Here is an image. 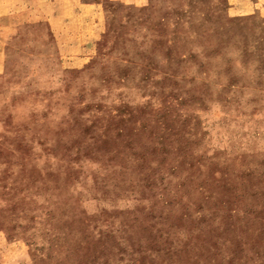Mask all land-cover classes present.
Listing matches in <instances>:
<instances>
[{"label":"rangeland","instance_id":"obj_1","mask_svg":"<svg viewBox=\"0 0 264 264\" xmlns=\"http://www.w3.org/2000/svg\"><path fill=\"white\" fill-rule=\"evenodd\" d=\"M0 264H264V0H0Z\"/></svg>","mask_w":264,"mask_h":264},{"label":"crops","instance_id":"obj_2","mask_svg":"<svg viewBox=\"0 0 264 264\" xmlns=\"http://www.w3.org/2000/svg\"><path fill=\"white\" fill-rule=\"evenodd\" d=\"M83 2H86V1H82L81 3H83Z\"/></svg>","mask_w":264,"mask_h":264}]
</instances>
